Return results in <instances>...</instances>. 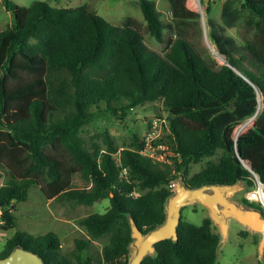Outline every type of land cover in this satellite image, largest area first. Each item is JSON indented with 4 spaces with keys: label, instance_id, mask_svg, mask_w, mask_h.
I'll use <instances>...</instances> for the list:
<instances>
[{
    "label": "trees",
    "instance_id": "1",
    "mask_svg": "<svg viewBox=\"0 0 264 264\" xmlns=\"http://www.w3.org/2000/svg\"><path fill=\"white\" fill-rule=\"evenodd\" d=\"M167 1L170 23L154 0H138L148 35L163 43L164 30H176L162 53L144 43L142 25L133 18L115 26L86 4L3 1L13 23L0 32V180L7 177L0 186V227H16V205L27 201L32 185L47 200L92 205L109 199L110 206L78 221L90 238L75 239L71 255L62 253L56 233L18 231L6 239L0 259L20 244L45 264H128L129 219L144 233L162 224L179 176L192 188L243 180L249 191L256 182L245 162L264 185V0L240 2L256 18L254 39L239 44L222 23L209 22V39L222 63L211 58L199 36L175 27L187 0ZM200 2L210 13L213 0ZM156 101L171 111V144L162 160L145 154L144 138L137 135L118 155L110 141L106 150L87 146L81 130L97 117L94 108L105 104L106 112L124 119ZM256 113L252 127L236 140L237 127ZM215 156L189 177L192 164ZM242 200L264 213L260 203ZM215 229L210 217L197 225L181 216L178 240L157 243L156 254L141 264H216L221 236ZM104 237L96 260L91 242Z\"/></svg>",
    "mask_w": 264,
    "mask_h": 264
},
{
    "label": "rangeland",
    "instance_id": "2",
    "mask_svg": "<svg viewBox=\"0 0 264 264\" xmlns=\"http://www.w3.org/2000/svg\"><path fill=\"white\" fill-rule=\"evenodd\" d=\"M4 0H0V32L13 23L11 12L7 11ZM13 4L20 6H30L39 0H8ZM53 6L75 8L87 5L89 9L97 12L109 23L115 26H122L128 18L139 21L142 25L144 43L152 50L162 53L168 46V40L175 38V31L165 29V41L157 42L144 30L146 22L144 21L138 0H46ZM157 9L162 13V19L165 23L172 21V13L167 0H154ZM210 1V0H209ZM242 0H213L210 13L206 11V4L200 0H187L186 12L178 23L177 28L184 30L189 36L193 34L199 36L197 40L208 49L211 58L222 63V59L215 52V46L209 39V22L216 21L225 26L226 33L235 37L236 41L241 44L245 40L255 38V31L252 24L255 16L249 11L241 10L240 2ZM201 12L203 18H201ZM199 27L201 32L199 34ZM195 37V36H194ZM105 104H101L97 111V117L84 126L81 130L82 137L85 138L87 146L90 147L95 143L101 150L107 149V142H111L118 150L129 146L132 143L133 136L137 135L140 139L145 138L150 131L152 124L158 123L156 136L150 147L145 153L150 157L162 160L165 151L170 145L167 135L169 132V117L171 111L162 105L161 101L144 103L130 110L124 119L114 116L105 111ZM262 109V104L260 110ZM254 118H251L237 127L235 137L247 131L252 127ZM218 156L204 158L200 162L192 164L190 167L189 177L201 171L209 160L216 161ZM5 176L0 180V186L6 181ZM77 180V179H75ZM80 184V182L78 183ZM80 185H83L82 183ZM256 188V187H255ZM246 192H240L236 195L238 200L244 198ZM261 200V199H260ZM259 203V202H258ZM110 206L109 199H104L92 205H79L66 201L64 199L47 200L42 194L38 185H32L29 190L27 201L20 202L16 205L15 215L17 225L14 229L4 231L0 227V252L4 248L5 241L8 237L13 236L18 231L28 232L32 235L39 236L49 232L56 233L62 243V253L71 255L75 249V239H88L86 230L78 224V221L92 213H104ZM185 220L201 224L202 220L209 217L206 207L201 204H195L184 207L181 215ZM246 229L234 220L230 221L228 237L221 242L217 251L216 264H257L259 261L264 262L259 255L260 235L249 232L243 237L240 232ZM216 232L219 228L216 226ZM107 237L98 240H92L90 252L95 255L96 260L99 258ZM98 264V263H96Z\"/></svg>",
    "mask_w": 264,
    "mask_h": 264
},
{
    "label": "water",
    "instance_id": "3",
    "mask_svg": "<svg viewBox=\"0 0 264 264\" xmlns=\"http://www.w3.org/2000/svg\"><path fill=\"white\" fill-rule=\"evenodd\" d=\"M206 3L208 4L209 0H206ZM201 18H203L202 12ZM256 115L257 113L254 119ZM243 164L254 175L252 168L245 162ZM247 189L243 180L233 184H205L192 188L186 184L183 176H179L175 180L173 194L165 201V220L162 224L144 233L133 218L129 219L132 241L129 245L128 264H141L147 256H154L157 252L156 244L161 241L172 239L176 242L182 209L195 204L206 207L210 219L219 228L221 236L219 245L228 237L231 220L236 221L249 232L259 234V255L264 261V213L260 208L236 198L238 193ZM0 264H45V262L39 254L19 244L7 257L0 259Z\"/></svg>",
    "mask_w": 264,
    "mask_h": 264
},
{
    "label": "built area",
    "instance_id": "4",
    "mask_svg": "<svg viewBox=\"0 0 264 264\" xmlns=\"http://www.w3.org/2000/svg\"><path fill=\"white\" fill-rule=\"evenodd\" d=\"M158 123L152 124L150 131L147 133V135L144 138L145 146L143 149V152L145 153V150H147L150 147V144L152 143L153 139L156 136ZM146 154V153H145ZM254 179L256 182V188L253 190H249L245 193L244 198L248 200L249 202H259L264 207V197L263 199H259L260 192H263L264 195V185L260 182L258 176L254 174ZM173 188L175 187V183L171 185Z\"/></svg>",
    "mask_w": 264,
    "mask_h": 264
},
{
    "label": "bare ground",
    "instance_id": "5",
    "mask_svg": "<svg viewBox=\"0 0 264 264\" xmlns=\"http://www.w3.org/2000/svg\"><path fill=\"white\" fill-rule=\"evenodd\" d=\"M215 52L217 53L216 49H215ZM217 55L220 57V59H222L223 57H221V55H219L217 53ZM255 174V173H254ZM254 176V175H253ZM247 191V190H246ZM264 195H263V192H260V196H259V199H263Z\"/></svg>",
    "mask_w": 264,
    "mask_h": 264
},
{
    "label": "crops",
    "instance_id": "6",
    "mask_svg": "<svg viewBox=\"0 0 264 264\" xmlns=\"http://www.w3.org/2000/svg\"><path fill=\"white\" fill-rule=\"evenodd\" d=\"M2 185V184H1Z\"/></svg>",
    "mask_w": 264,
    "mask_h": 264
}]
</instances>
